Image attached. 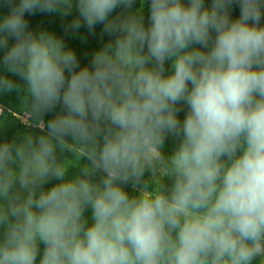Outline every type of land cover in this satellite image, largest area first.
<instances>
[{
  "label": "clouds",
  "instance_id": "obj_1",
  "mask_svg": "<svg viewBox=\"0 0 264 264\" xmlns=\"http://www.w3.org/2000/svg\"><path fill=\"white\" fill-rule=\"evenodd\" d=\"M136 3L75 0L110 37L81 66L25 15L73 0H0V94L40 128L0 142V264H264V0Z\"/></svg>",
  "mask_w": 264,
  "mask_h": 264
},
{
  "label": "trees",
  "instance_id": "obj_2",
  "mask_svg": "<svg viewBox=\"0 0 264 264\" xmlns=\"http://www.w3.org/2000/svg\"><path fill=\"white\" fill-rule=\"evenodd\" d=\"M18 2V0H17ZM187 2V0H185ZM211 0H205V5L210 6ZM134 8L139 7V0L133 6ZM9 8L4 6L0 7V16L7 15L9 13ZM122 9L118 8L113 15H117L121 13ZM26 19L29 23V28L33 31H41L46 30L52 33H55L57 36L61 37L66 46L72 48L77 53L78 59L80 61L81 66L89 65L91 58L94 52L101 48L104 43H106L110 37L106 34L102 35V25H97L94 34H89L88 30L85 27H81L78 31L74 32L68 25H70L71 21L78 16V12L75 8V0H73V9L71 13L67 16H62L59 13H39L37 12L35 15L25 14ZM232 18H238L239 16V6H235L231 11ZM144 19L145 24L148 23V12L147 5H145L144 9ZM264 24V19L261 21ZM14 43V39L9 40V47ZM3 49H0V74H4L2 58L4 55ZM166 74L170 71V63H166ZM7 75L10 78L16 80L17 82L22 83L19 80V77L12 76V74L8 73ZM22 97L23 92L17 93H5L0 94V142L4 140H12V139H20L25 133H32L34 135L40 134V128L35 126V123L30 120L27 116L24 120H20V116H23L26 112L22 107ZM181 111L178 113V117L183 120L184 116L187 112L186 105H180ZM59 112V108L56 110ZM56 113H48L43 117V120L46 124L47 120L51 119ZM42 126V125H41ZM179 138H175L172 136L166 137L165 144L163 147V152L165 155H170L174 147L178 144ZM61 158L72 159V153L64 152ZM81 164L88 163L87 160L82 159L80 161ZM78 172V168L76 166H72L69 168L68 175L71 177ZM145 178H149V174H145ZM95 180L99 181L100 174L98 173L95 177ZM59 181L53 179L49 184L45 185V188L51 187L53 184L58 183ZM164 183L166 185L171 184V180L165 179ZM125 189L129 192L130 195L137 194V188H134L131 183L124 186ZM85 216L89 218V222H91V209H86ZM44 245L41 243L39 245L40 252L37 256V264H39V259L42 256Z\"/></svg>",
  "mask_w": 264,
  "mask_h": 264
},
{
  "label": "rangeland",
  "instance_id": "obj_3",
  "mask_svg": "<svg viewBox=\"0 0 264 264\" xmlns=\"http://www.w3.org/2000/svg\"><path fill=\"white\" fill-rule=\"evenodd\" d=\"M27 117V114L25 113L23 116H20V120H24Z\"/></svg>",
  "mask_w": 264,
  "mask_h": 264
}]
</instances>
